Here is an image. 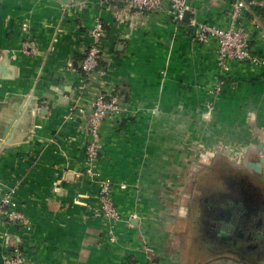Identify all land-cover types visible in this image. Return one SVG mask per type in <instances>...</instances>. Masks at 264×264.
<instances>
[{"label":"crops","instance_id":"0c3cea01","mask_svg":"<svg viewBox=\"0 0 264 264\" xmlns=\"http://www.w3.org/2000/svg\"><path fill=\"white\" fill-rule=\"evenodd\" d=\"M71 1L0 0V183L15 191L13 208L28 222L0 224V264L15 252L22 264H224L195 244L194 229L177 227L190 215L173 210L164 192L194 158L167 157L179 137L202 130L194 122L210 97L218 116L204 129L245 143L241 117L250 112L262 123V70L233 63L230 83L210 94L215 54L191 41L187 22L175 27L165 16H141L121 4ZM193 5L196 16L212 13L227 24L226 2ZM248 15L260 22L251 45L264 57V14ZM96 19L104 28L102 59L85 84L79 57L93 42ZM28 40L34 52L27 55ZM100 92L114 93L127 112L102 123L98 159L88 164L85 115ZM101 179L112 182L119 222L99 211Z\"/></svg>","mask_w":264,"mask_h":264},{"label":"built area","instance_id":"2783aa9c","mask_svg":"<svg viewBox=\"0 0 264 264\" xmlns=\"http://www.w3.org/2000/svg\"><path fill=\"white\" fill-rule=\"evenodd\" d=\"M103 5L121 4L131 9L135 14L153 15L171 19L175 27L182 22L185 11L189 12L188 30L192 42L209 46L216 59V66L221 72H228L231 62L249 65L252 68L264 70V59L253 53L250 46L256 32L260 29V22L256 18L247 19V13L253 8L264 10V0H219L228 5L224 14L225 25H220L215 21V15L210 13L208 20L214 24L207 23V13L196 16L194 3L205 0H100ZM210 0H208L209 2ZM194 7V8H193ZM211 16H214L212 18ZM25 30V26L23 27ZM93 42L82 52L81 72L85 84H90L93 75L100 66L102 59V42L104 38V28L97 19L91 31ZM23 52L31 54L34 52V43L30 40L24 43ZM227 78H218L210 91V94L217 95L223 88ZM91 109L85 115L87 126V144L84 149L85 158L88 164H94L98 159L100 149V127L107 120H118L126 115L127 110L121 106L114 93H96L91 100ZM87 174H94L90 168ZM112 182L109 179L99 181L98 207L102 217L110 223L121 221V216L115 206L112 197ZM121 188H124L122 185ZM14 190L5 189L0 183V224L15 223L20 221L23 226L28 224L25 216L20 211L13 208ZM110 228L111 241H115V235ZM4 264H22V259L18 252L4 258Z\"/></svg>","mask_w":264,"mask_h":264},{"label":"flooded vegetation","instance_id":"af4514ba","mask_svg":"<svg viewBox=\"0 0 264 264\" xmlns=\"http://www.w3.org/2000/svg\"><path fill=\"white\" fill-rule=\"evenodd\" d=\"M230 171L220 173V188L197 184L200 196L191 202L192 222L199 225L200 238L212 254H234L242 264H264V188L256 182L264 184V175Z\"/></svg>","mask_w":264,"mask_h":264},{"label":"rangeland","instance_id":"374dc122","mask_svg":"<svg viewBox=\"0 0 264 264\" xmlns=\"http://www.w3.org/2000/svg\"><path fill=\"white\" fill-rule=\"evenodd\" d=\"M211 99L212 97L208 100L209 104L207 106H204V108L201 106L199 108L200 113H198L197 119L194 122V127L198 126L202 128V130H189L185 133V136L179 137L178 145L176 144V147L174 146V149L170 151V153H172L167 157L194 158L193 167L188 168L187 174L182 171V173L177 175V185L174 186L173 184L172 189H170L171 186H169L168 190H165L164 192L165 195H169L167 198H170L173 210H179L178 212L184 216L188 214L190 215L187 221L188 224L183 228H180L181 225H177L179 230L182 229L181 232L190 229L193 231V212L191 215L190 207L192 206L191 202L194 198L200 196V193L196 188L197 184L208 182L211 188H214V186L220 188V173L233 170L230 172L234 174V171L241 169L244 170V168L246 169V162L249 160L248 158H260L264 152V113L260 115L263 124L256 123L255 117L251 120L252 116L249 114L250 112L245 113V115L241 117L243 119V132L245 131L248 136L243 140L245 143H236L235 145L228 142L227 139L218 138V134H221L222 136V133L224 134L225 130L222 133L216 132L218 133L216 134L212 132V130L204 129L202 123L208 126V123L211 121L213 122L218 116L217 107L213 106ZM236 106L238 108H244V106H248V104H244L243 106H240L239 104ZM236 106L234 108H236ZM258 125L261 126L259 127ZM217 127H219L217 124L213 126V128L216 129ZM251 127H253V129H250ZM258 144H261L262 146L260 150H257ZM256 182L264 188V184H261L257 179ZM162 186L164 185L162 184ZM167 209L169 212L170 206H168ZM180 218L185 219L186 217ZM167 228H169V225H167ZM194 241H197L195 244L198 243L197 239ZM211 258H216V261H221L224 264L239 263V258L234 254L216 253L212 254Z\"/></svg>","mask_w":264,"mask_h":264},{"label":"trees","instance_id":"16d2710c","mask_svg":"<svg viewBox=\"0 0 264 264\" xmlns=\"http://www.w3.org/2000/svg\"><path fill=\"white\" fill-rule=\"evenodd\" d=\"M254 14H255V16H259V15H262V14H264V10H261V9H257V8H253V11H252ZM209 16L210 15H208V17H207V23H209V24H214V22H211L212 21V19H210V20H208V18H209ZM248 19H253V17L252 16H249L248 15V17H247ZM259 31V30H258ZM257 31V32H258ZM250 46L252 47V49H253V53L255 54V55H257L259 58H263L264 59V57L262 56V55H260V54H258V52H256V51H254V48H253V46L250 44ZM81 61H82V57H79V64L81 65ZM78 62V61H77ZM233 63H234V65L236 64V65H242V64H238V62H231L230 63V65H231V68H230V70L228 71V72H226V73H224V72H221L220 70H219V68H218V71H217V75H216V80L218 79V78H221V77H223V78H227L228 80L225 82V84H224V86L225 85H227L228 83H230L229 81H230V77L232 76V72L234 71V65H233ZM246 67H249V68H252V67H250L249 65H245ZM260 69V68H259ZM260 70H262V69H260ZM262 75L264 76V70H262ZM231 85V84H230ZM224 86H223V88L221 89V91H220V94L223 92V90H224ZM220 183V182H219ZM204 183H201V184H198V185H203ZM194 226V233H195V235H196V238H197V240H198V243H202L203 244V246L207 249V250H209V247L207 246L208 244L207 243H205V242H203L202 240H201V238H200V232H199V225L198 224H196V223H194L193 224Z\"/></svg>","mask_w":264,"mask_h":264},{"label":"water","instance_id":"95a60500","mask_svg":"<svg viewBox=\"0 0 264 264\" xmlns=\"http://www.w3.org/2000/svg\"><path fill=\"white\" fill-rule=\"evenodd\" d=\"M61 4H72L71 0H58ZM189 19V12L185 11L183 14L182 21L187 22ZM4 72V69L2 65H0V72ZM261 144H258L257 149H261ZM264 165V152L260 158H258L257 161H247L246 162V168L250 171H253L254 173L261 174L262 173V166Z\"/></svg>","mask_w":264,"mask_h":264}]
</instances>
